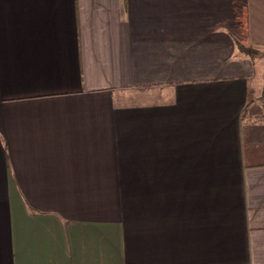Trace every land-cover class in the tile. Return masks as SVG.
Segmentation results:
<instances>
[{
  "label": "crops",
  "instance_id": "crops-1",
  "mask_svg": "<svg viewBox=\"0 0 264 264\" xmlns=\"http://www.w3.org/2000/svg\"><path fill=\"white\" fill-rule=\"evenodd\" d=\"M264 0H0V264H264Z\"/></svg>",
  "mask_w": 264,
  "mask_h": 264
},
{
  "label": "rangeland",
  "instance_id": "rangeland-1",
  "mask_svg": "<svg viewBox=\"0 0 264 264\" xmlns=\"http://www.w3.org/2000/svg\"><path fill=\"white\" fill-rule=\"evenodd\" d=\"M256 54L257 55L259 54L258 57L263 61L262 65H263V68H264V51H256Z\"/></svg>",
  "mask_w": 264,
  "mask_h": 264
}]
</instances>
